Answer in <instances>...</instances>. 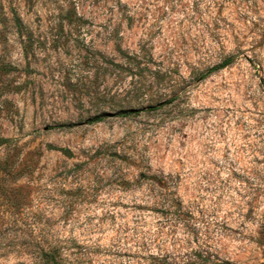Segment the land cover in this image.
I'll return each mask as SVG.
<instances>
[{"label":"rangeland","instance_id":"rangeland-1","mask_svg":"<svg viewBox=\"0 0 264 264\" xmlns=\"http://www.w3.org/2000/svg\"><path fill=\"white\" fill-rule=\"evenodd\" d=\"M0 138V264H264V0H0Z\"/></svg>","mask_w":264,"mask_h":264},{"label":"trees","instance_id":"trees-1","mask_svg":"<svg viewBox=\"0 0 264 264\" xmlns=\"http://www.w3.org/2000/svg\"><path fill=\"white\" fill-rule=\"evenodd\" d=\"M17 26L20 28H22V22L20 19H17ZM234 63L233 58H228L226 60H224L221 64H219L218 66L212 68L211 70H209L204 76L203 79H206L208 77H210L212 74L219 72L221 70H224L228 67H230L232 64ZM151 110H156L157 108H150ZM135 111H127V112H120L118 115L119 116H129V115H133L135 114ZM97 120H92V122H96ZM6 142L5 139L0 138V146ZM2 169L0 168V173H1ZM9 190H4V193H8ZM6 199H8L9 203L12 202L11 200V196H7V194H5ZM14 205V204H13ZM38 259H39V264H62V259H61V252L58 248L56 247H48V248H41L39 249L38 252Z\"/></svg>","mask_w":264,"mask_h":264}]
</instances>
